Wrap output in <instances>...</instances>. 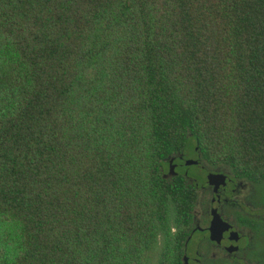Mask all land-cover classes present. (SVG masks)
<instances>
[{
	"label": "trees",
	"instance_id": "trees-1",
	"mask_svg": "<svg viewBox=\"0 0 264 264\" xmlns=\"http://www.w3.org/2000/svg\"><path fill=\"white\" fill-rule=\"evenodd\" d=\"M188 135L264 178V0H0V264H183Z\"/></svg>",
	"mask_w": 264,
	"mask_h": 264
},
{
	"label": "flooded vegetation",
	"instance_id": "flooded-vegetation-1",
	"mask_svg": "<svg viewBox=\"0 0 264 264\" xmlns=\"http://www.w3.org/2000/svg\"><path fill=\"white\" fill-rule=\"evenodd\" d=\"M196 151L215 178L186 175L194 192L187 264H264V178L205 162Z\"/></svg>",
	"mask_w": 264,
	"mask_h": 264
},
{
	"label": "rangeland",
	"instance_id": "rangeland-1",
	"mask_svg": "<svg viewBox=\"0 0 264 264\" xmlns=\"http://www.w3.org/2000/svg\"><path fill=\"white\" fill-rule=\"evenodd\" d=\"M205 161V160H203ZM206 162V161H205ZM208 164L200 161L196 151L195 139L188 135L185 139L181 155L174 156L161 162L163 173H182L184 176L189 175L200 180H210L215 178L214 172L208 169ZM209 170V171H208ZM16 237L14 225L6 220H0V238L11 241ZM188 237L185 243L183 261L187 264L189 253L191 252L192 240Z\"/></svg>",
	"mask_w": 264,
	"mask_h": 264
},
{
	"label": "water",
	"instance_id": "water-1",
	"mask_svg": "<svg viewBox=\"0 0 264 264\" xmlns=\"http://www.w3.org/2000/svg\"><path fill=\"white\" fill-rule=\"evenodd\" d=\"M169 158H171V157H168L167 159H169ZM168 174H172V173H164L165 176L168 175Z\"/></svg>",
	"mask_w": 264,
	"mask_h": 264
}]
</instances>
